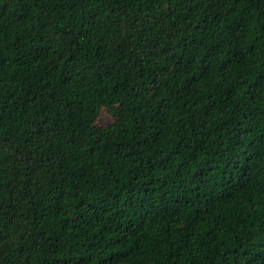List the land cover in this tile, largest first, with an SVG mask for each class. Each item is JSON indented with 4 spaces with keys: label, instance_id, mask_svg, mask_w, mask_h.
I'll list each match as a JSON object with an SVG mask.
<instances>
[{
    "label": "trees",
    "instance_id": "trees-1",
    "mask_svg": "<svg viewBox=\"0 0 264 264\" xmlns=\"http://www.w3.org/2000/svg\"><path fill=\"white\" fill-rule=\"evenodd\" d=\"M0 264H264V0H0Z\"/></svg>",
    "mask_w": 264,
    "mask_h": 264
},
{
    "label": "rangeland",
    "instance_id": "rangeland-1",
    "mask_svg": "<svg viewBox=\"0 0 264 264\" xmlns=\"http://www.w3.org/2000/svg\"><path fill=\"white\" fill-rule=\"evenodd\" d=\"M111 121L110 116L107 113H104L101 117H100V122L102 124H107L108 122Z\"/></svg>",
    "mask_w": 264,
    "mask_h": 264
}]
</instances>
